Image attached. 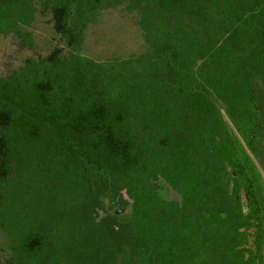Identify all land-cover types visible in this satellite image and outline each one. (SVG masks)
Returning a JSON list of instances; mask_svg holds the SVG:
<instances>
[{
	"label": "trees",
	"instance_id": "16d2710c",
	"mask_svg": "<svg viewBox=\"0 0 264 264\" xmlns=\"http://www.w3.org/2000/svg\"><path fill=\"white\" fill-rule=\"evenodd\" d=\"M37 6L64 47L0 76V264H262L264 0H0V35ZM120 6L146 50L82 56Z\"/></svg>",
	"mask_w": 264,
	"mask_h": 264
},
{
	"label": "rangeland",
	"instance_id": "374dc122",
	"mask_svg": "<svg viewBox=\"0 0 264 264\" xmlns=\"http://www.w3.org/2000/svg\"><path fill=\"white\" fill-rule=\"evenodd\" d=\"M101 13V14H100ZM97 25H90L85 33L81 55L95 62L114 58L139 56L146 50L142 32L136 25V16L127 13L123 6L102 10ZM21 34L29 33L31 44L14 33L0 35V76L5 77L20 67L26 59L47 56L54 47L64 45L53 32L49 13H41L37 6L34 21L29 28H20ZM168 199H175L165 191ZM4 238L0 234V262L5 254Z\"/></svg>",
	"mask_w": 264,
	"mask_h": 264
},
{
	"label": "water",
	"instance_id": "95a60500",
	"mask_svg": "<svg viewBox=\"0 0 264 264\" xmlns=\"http://www.w3.org/2000/svg\"><path fill=\"white\" fill-rule=\"evenodd\" d=\"M254 244H255V233L250 232L248 237V248H253Z\"/></svg>",
	"mask_w": 264,
	"mask_h": 264
},
{
	"label": "flooded vegetation",
	"instance_id": "af4514ba",
	"mask_svg": "<svg viewBox=\"0 0 264 264\" xmlns=\"http://www.w3.org/2000/svg\"><path fill=\"white\" fill-rule=\"evenodd\" d=\"M255 246H256V240H255V244H254V246H253V248H255ZM253 248H250V249H253ZM262 264H264V249L262 250Z\"/></svg>",
	"mask_w": 264,
	"mask_h": 264
}]
</instances>
